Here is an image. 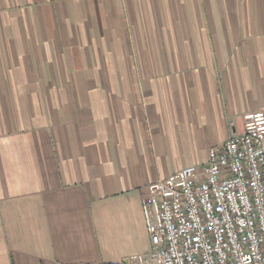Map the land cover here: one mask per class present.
<instances>
[{"label": "crops", "instance_id": "obj_1", "mask_svg": "<svg viewBox=\"0 0 264 264\" xmlns=\"http://www.w3.org/2000/svg\"><path fill=\"white\" fill-rule=\"evenodd\" d=\"M264 109V0H0V264H131L147 187Z\"/></svg>", "mask_w": 264, "mask_h": 264}, {"label": "built area", "instance_id": "obj_2", "mask_svg": "<svg viewBox=\"0 0 264 264\" xmlns=\"http://www.w3.org/2000/svg\"><path fill=\"white\" fill-rule=\"evenodd\" d=\"M244 132L147 187L152 247L131 264H264V109Z\"/></svg>", "mask_w": 264, "mask_h": 264}]
</instances>
